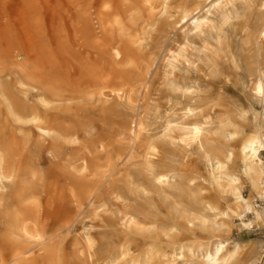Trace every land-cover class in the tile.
Instances as JSON below:
<instances>
[{
  "label": "bare ground",
  "instance_id": "6f19581e",
  "mask_svg": "<svg viewBox=\"0 0 264 264\" xmlns=\"http://www.w3.org/2000/svg\"><path fill=\"white\" fill-rule=\"evenodd\" d=\"M208 1L0 0V59L12 66L0 77V264H36L35 247L47 264H64L52 233L88 213L103 218L122 200L111 187L125 157L121 145L143 131L142 108L132 94L148 90L160 64L166 88L192 101L181 115L168 117L164 138L196 149L211 185L236 205L222 208L201 196L203 184L192 175L158 169V149L150 144L147 178L162 192L173 188L185 198L172 204L167 227L171 233L193 226L220 232L233 219L245 229L264 227V18L250 36L254 54L240 74L232 33L245 28L251 0ZM179 25L185 27L181 40L171 37ZM224 58L249 84L250 109L261 108L253 112L252 136L236 147L231 144L241 130L235 120H219L212 132V119L199 113L193 98L201 86L187 79L206 72L217 78ZM93 127L100 129L95 136ZM219 137L226 145L217 143ZM242 177L262 200L261 208L241 195ZM141 193L148 194L142 188ZM144 219L137 209L120 213L128 230ZM86 242L93 244L90 236ZM241 249L239 242L218 239L177 245L170 259L175 264L188 255L195 260L190 264H231ZM122 255L102 264H118ZM153 257L128 264H149Z\"/></svg>",
  "mask_w": 264,
  "mask_h": 264
},
{
  "label": "rangeland",
  "instance_id": "374dc122",
  "mask_svg": "<svg viewBox=\"0 0 264 264\" xmlns=\"http://www.w3.org/2000/svg\"><path fill=\"white\" fill-rule=\"evenodd\" d=\"M263 18L264 0H251V7L245 18V28L232 33L233 52L241 65V70L238 71L240 74L244 71L246 63L252 60L254 52L251 42L249 43L250 36L258 29ZM16 28L20 30L21 26L16 25ZM184 29V25L181 29L179 25L171 37L181 40ZM262 48L264 49V43ZM222 62L224 65L221 66V74H218L217 78L206 72L208 77L204 73H199L200 78H197L191 73L190 79H187L197 80L201 86L200 92L193 98H198L199 113L212 119V132L217 129L219 120L227 117L235 120L236 126L241 130V135L231 144L236 147L239 145L236 142L252 136L253 112L260 113L261 108L255 105L254 110L250 109L247 99L249 84H245L234 73L227 58ZM11 67L10 62L0 59V77ZM162 75L163 66L160 64L148 81V90L132 94L133 102L142 108L143 131L133 142L129 139L122 142L121 149L125 157L118 166L117 174L111 179V187L123 201H114L103 218L88 213L80 216L71 228L53 232V241L59 250L61 260L64 264H102L111 255L124 252L118 264H128L132 260L143 261L149 253L154 255L149 264H171L170 258L177 245L197 246L219 239L240 243L241 252L231 264H264L262 226L245 229L239 225V221L233 219L228 230L220 232L193 226L189 230L182 228L179 232L171 233L167 227L173 217L172 204L185 198L173 188H165V192H162L147 178L144 172V158L146 148L150 144L156 145L158 149V154L153 158L158 169L173 170L183 176L192 175L203 184L204 191L201 196L206 195L209 201L218 203L222 208L236 209V205L231 196L220 193L211 185L202 156L196 149H185L164 138V124L172 119L168 117L175 118L174 115H181L184 108L191 106L192 101L181 92L167 89L162 82ZM123 112L125 114L128 110L123 109ZM92 130V136L100 132L97 127H93ZM216 141L220 146L226 145L224 139L220 137ZM261 158L264 162V150L261 151ZM235 170L238 171L237 168ZM240 179L243 198L252 202L254 207L261 208L262 200L257 197L247 180L243 177ZM141 188L147 190L148 194L143 195ZM196 207L199 205L196 204ZM131 209H137L140 218L145 219L138 227L128 230L120 221V213ZM175 234H179V238H176ZM88 236L93 240L92 245L86 242ZM39 250L37 247L33 249L34 262L47 264L46 257ZM194 261L186 255L183 261L177 260L175 264H190Z\"/></svg>",
  "mask_w": 264,
  "mask_h": 264
}]
</instances>
